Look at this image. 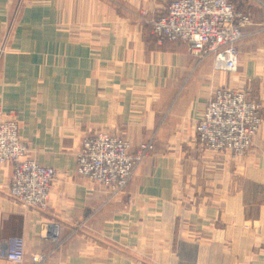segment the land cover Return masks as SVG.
<instances>
[{
	"label": "crops",
	"instance_id": "obj_1",
	"mask_svg": "<svg viewBox=\"0 0 264 264\" xmlns=\"http://www.w3.org/2000/svg\"><path fill=\"white\" fill-rule=\"evenodd\" d=\"M171 1L0 0V47L19 10L0 107L57 172L39 211L9 196L12 165L0 164V264H16L5 257L16 236L23 264H264V121L238 158L203 148L195 130L217 88L248 92L264 118V0H231L252 18L234 71L154 36ZM99 131L154 142L120 194L77 173L82 139Z\"/></svg>",
	"mask_w": 264,
	"mask_h": 264
},
{
	"label": "built area",
	"instance_id": "obj_2",
	"mask_svg": "<svg viewBox=\"0 0 264 264\" xmlns=\"http://www.w3.org/2000/svg\"><path fill=\"white\" fill-rule=\"evenodd\" d=\"M18 14L19 10H14L11 15L0 47V61ZM250 24V14L238 10L231 0H172L166 14L153 22L152 32L160 42L181 40L187 43L190 54L198 61L212 56L215 69L234 71L239 63V43L249 34L245 28ZM261 108V103L248 92L215 89L196 124L198 143L233 158L245 156L263 124ZM153 147L152 143L134 146L118 132L99 131L87 135L76 156L77 173L112 194H120L126 191L136 167L150 156ZM28 153V146L21 138L19 120L0 107V164L12 165L9 196L25 208L45 211L57 172ZM25 254V239L12 238L6 259L23 264ZM41 259L42 256L34 257L36 262Z\"/></svg>",
	"mask_w": 264,
	"mask_h": 264
},
{
	"label": "rangeland",
	"instance_id": "obj_3",
	"mask_svg": "<svg viewBox=\"0 0 264 264\" xmlns=\"http://www.w3.org/2000/svg\"><path fill=\"white\" fill-rule=\"evenodd\" d=\"M119 133V132H118ZM120 134V133H119ZM129 140V139H128ZM130 141V140H129ZM153 144V146H154V142H152V141H148V142H142V143H140L139 145H142V144ZM138 145V146H139ZM153 150H154V147H153V149H152V152L150 153V156L145 160V161H143L142 163H144V162H146L150 157H151V155H152V153H153ZM141 163V164H142ZM140 165V164H139ZM132 181V180H131ZM131 183V182H130ZM130 185V184H129ZM55 239V238H54ZM56 240L57 241H59V238H56Z\"/></svg>",
	"mask_w": 264,
	"mask_h": 264
}]
</instances>
